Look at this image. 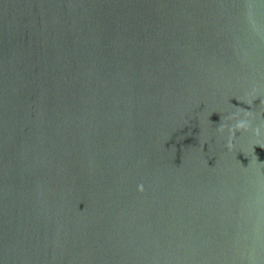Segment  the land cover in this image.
Masks as SVG:
<instances>
[{
    "label": "water",
    "instance_id": "95a60500",
    "mask_svg": "<svg viewBox=\"0 0 264 264\" xmlns=\"http://www.w3.org/2000/svg\"><path fill=\"white\" fill-rule=\"evenodd\" d=\"M261 101L264 0H0V264H264Z\"/></svg>",
    "mask_w": 264,
    "mask_h": 264
},
{
    "label": "clouds",
    "instance_id": "9594fccd",
    "mask_svg": "<svg viewBox=\"0 0 264 264\" xmlns=\"http://www.w3.org/2000/svg\"><path fill=\"white\" fill-rule=\"evenodd\" d=\"M256 98V90L253 89L251 93L248 94V96L245 98V102L248 104H252L253 100ZM264 103V101H261ZM241 113L243 114V117L241 118ZM253 113L251 111H245L244 109H239L236 113H234L231 117H226L224 119H235L236 122L232 126H227L224 123H221L219 125L218 131L223 132L226 127H228V131L230 133V139L228 143V148L231 149L233 147V144L231 142V138L235 135V132L238 130L247 131L251 127L250 120L248 118L252 117ZM253 132L256 136H259L261 134L260 127H256L253 129ZM139 190L143 191V185L139 186Z\"/></svg>",
    "mask_w": 264,
    "mask_h": 264
}]
</instances>
